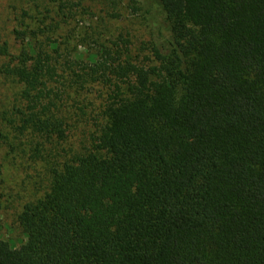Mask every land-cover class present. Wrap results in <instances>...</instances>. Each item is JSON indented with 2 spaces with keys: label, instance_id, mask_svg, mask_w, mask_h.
I'll return each instance as SVG.
<instances>
[{
  "label": "trees",
  "instance_id": "obj_1",
  "mask_svg": "<svg viewBox=\"0 0 264 264\" xmlns=\"http://www.w3.org/2000/svg\"><path fill=\"white\" fill-rule=\"evenodd\" d=\"M130 6L152 27L147 52L96 29L85 58L64 60L67 29H15L18 53L0 41L20 102L19 141L0 146L48 180L0 264H264V0ZM74 117L89 128L67 151Z\"/></svg>",
  "mask_w": 264,
  "mask_h": 264
},
{
  "label": "rangeland",
  "instance_id": "obj_2",
  "mask_svg": "<svg viewBox=\"0 0 264 264\" xmlns=\"http://www.w3.org/2000/svg\"><path fill=\"white\" fill-rule=\"evenodd\" d=\"M114 1L115 5L109 0H0V41L7 40L11 51L18 53L22 46V38L15 33V29L28 30L29 27L42 26L43 31L47 33H53L55 30L64 32L67 29L72 34L71 43L66 40L68 50L64 51V60L74 57L85 58L88 56V49L94 46L88 35L96 29L107 34L108 39H113L121 33L129 34L133 45L141 49L149 42L152 27L139 15L140 12H133L130 6L131 0ZM61 3L75 7L76 14L69 13L70 17L67 18L61 12L57 14L56 8ZM64 13H67V8L64 9ZM114 13L118 15H113ZM39 18L44 19L40 25L37 20ZM54 35L57 36V32ZM143 51L145 50H140ZM4 59L0 56V64ZM18 88L15 82L6 80L0 75V145H3L2 142L7 137L19 141L14 138L16 132L10 120L13 105L20 103ZM97 95L95 93V97ZM93 97L90 96V99L96 106L99 98ZM78 118L69 120L68 143L64 144L67 151L70 147H74L76 142L79 143L78 135L81 137L83 130L89 128L88 121L77 122ZM88 140L89 138L85 142ZM6 146V148L0 146L2 168L0 192L3 197V208L0 211V239L18 245L24 239L22 229L17 222L19 206L28 199L42 194L48 180L44 164L36 163L27 155L21 154L17 157L15 153L10 152L8 145ZM61 153L65 152L61 151Z\"/></svg>",
  "mask_w": 264,
  "mask_h": 264
}]
</instances>
